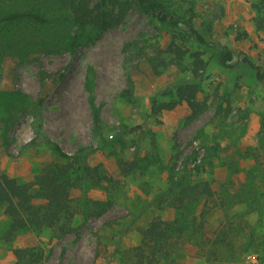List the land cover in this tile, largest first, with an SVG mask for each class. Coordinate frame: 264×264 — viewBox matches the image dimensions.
<instances>
[{
	"label": "rangeland",
	"instance_id": "obj_1",
	"mask_svg": "<svg viewBox=\"0 0 264 264\" xmlns=\"http://www.w3.org/2000/svg\"><path fill=\"white\" fill-rule=\"evenodd\" d=\"M14 1L13 7L19 9L34 3ZM259 2L172 0V8L180 13L192 10L200 31L210 35L206 46L190 39L191 47L202 51L208 63L196 80L176 67L161 69L159 75L154 72L145 55L165 49L176 32L137 11L75 54H35L23 63L14 58L1 62L0 94L7 96L0 99V168L28 183L45 166L60 162L36 135L34 124L41 120L46 136L69 155L84 150L88 163L101 166L111 181L90 184L86 192L73 191L78 214L68 235L44 229L18 233L7 242L0 234V264H15L12 252L16 248L42 249L44 264H124L152 217L175 218L168 171L177 161L180 174L204 167V174L192 180H208L215 191L228 184H233L232 193L244 184L264 185V83L256 81L253 71L241 62L247 55L264 66ZM35 36L40 39L41 35ZM223 47L234 53L233 70L218 62ZM60 73L65 77L57 84L47 78ZM182 78L199 85L198 99L206 110L194 119L187 104L181 102L173 110L152 115L151 100L175 101L171 87ZM17 92L32 100L21 111L11 98ZM91 95L101 111L100 136L94 134ZM215 146L220 151L213 149ZM124 162H136L135 172L122 173ZM84 200L101 203L104 213L85 215ZM94 208L97 211L100 206ZM244 208L243 204L226 212L228 215L214 210L206 217L213 232L233 214L242 215L255 229L258 252L238 254L236 262L222 260L218 264H264V210L258 213ZM201 212L200 204L196 215ZM8 224L0 208V233ZM210 263L191 243L163 262Z\"/></svg>",
	"mask_w": 264,
	"mask_h": 264
},
{
	"label": "trees",
	"instance_id": "obj_2",
	"mask_svg": "<svg viewBox=\"0 0 264 264\" xmlns=\"http://www.w3.org/2000/svg\"><path fill=\"white\" fill-rule=\"evenodd\" d=\"M258 11L262 19L258 30H264V0H259ZM14 0H0V66L7 58H14L23 63L35 54H75L82 46H87L105 32L121 26L128 16L137 11L172 28L176 33L165 49L158 48L155 55H145L154 72L159 75L161 69L176 67L181 73L188 72L192 80L198 79L207 69L204 53L194 50L190 39L199 46L209 43L210 35L200 31L194 22L192 10L184 14L172 8V0H34L26 8L13 7ZM39 33L38 39L35 35ZM235 56L227 47L220 49L219 64L228 70L236 67ZM241 62L249 67L256 81L264 83V66L257 65L247 55ZM1 76V75H0ZM65 74L49 76L53 83L63 80ZM175 101L159 103L151 100L152 115L157 116L164 110H173L179 103L185 102L197 118L206 110L204 102L199 101V85L186 78L178 79L172 84ZM7 94H0L3 99ZM127 96L124 94V97ZM16 100L17 111L27 108L32 102L30 97L19 92L11 95ZM42 101H38L41 104ZM90 106L95 136L103 131L101 111L90 97ZM36 135L60 160L45 166L31 182H20L10 177L0 168V208L9 219L7 229L0 233L10 242L18 233L51 229L58 236L73 232V222L78 208L73 198V191L86 192L90 184L111 181L101 166L92 167L87 161V153L80 150L69 155L51 138L45 135L41 120L34 124ZM213 149L220 151L215 146ZM179 158L178 156L176 157ZM178 162V161H177ZM168 171L171 207L176 216L167 220L154 216L141 229V241L138 246L127 253L124 264H163L173 258L185 245L191 243L198 247L210 264L225 260L236 262L238 254L253 251L257 238L255 229L250 227L240 214L225 218L211 232L209 214L214 210L226 212L243 204L245 210L254 212L264 210V185H243L231 192L233 184L223 185L220 191L212 188L208 180L194 181V176L203 175L204 167L194 170L176 172L178 163ZM137 163L124 162L122 173L132 174ZM92 205V208L90 207ZM202 205V212L196 215V208ZM94 206H100L97 211ZM98 202L84 200V213L88 216H100L105 207ZM1 232V231H0ZM242 232V234H241ZM241 234V235H240ZM241 237V245L238 241ZM238 249H241L238 251ZM15 264H44L45 253L37 248H16L13 250Z\"/></svg>",
	"mask_w": 264,
	"mask_h": 264
}]
</instances>
